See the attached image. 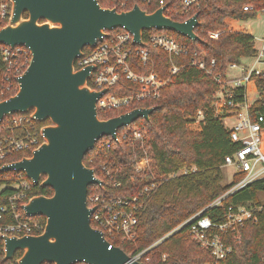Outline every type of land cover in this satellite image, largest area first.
<instances>
[{"label":"trees","instance_id":"1","mask_svg":"<svg viewBox=\"0 0 264 264\" xmlns=\"http://www.w3.org/2000/svg\"><path fill=\"white\" fill-rule=\"evenodd\" d=\"M97 1L102 8L121 10L114 6V1ZM159 1L150 0V4H148L128 0L126 10H130L137 4L150 14L158 9ZM181 2L182 0H164L167 5L164 14L175 22H184L197 13L199 25L194 29L198 36L197 41L192 42L175 32L166 30H152L143 33L144 41L149 34H164L187 46L188 52L185 56L171 59L179 71L170 75L168 54L147 43L145 49L148 61L143 64L136 56L130 60L133 70L137 73L147 74L154 71L161 78L169 79L167 85L162 89L160 97L150 103L141 102L125 109L99 111L98 113L100 120H109L135 108H155L149 121L138 119L129 128L145 132L158 174L167 179L162 180L158 189L144 201L139 210L134 242L121 243L119 240L110 242L112 246L119 247L130 256L150 247L197 213L202 212L203 217H208L214 223H222L225 221L229 207H252L264 202L263 186L261 182H258L227 197L220 206L208 208L230 188V183L223 184L224 158L239 150L240 144L231 141L228 130L224 127L220 117L214 114L211 107L219 84L213 79V76L190 66V60L194 53L202 55L207 65L211 60L215 61L212 73L221 75L223 81H226L230 65L241 64L252 58L256 53L254 37L241 24L257 16L258 10L263 7L264 0H205V2L200 0L199 8L188 15L183 13L180 7ZM247 5H253L254 9L244 11L243 7ZM23 18H27V14H24ZM209 33H218V38L216 40L210 38ZM11 70L12 68L8 70L0 56V101L10 98L17 92L18 86L9 73ZM25 70L26 67L22 69L23 72ZM6 74H9L12 84V88L9 90H7V80L4 76ZM255 84L258 96L252 105V113L263 117L264 120V73L256 77ZM129 87L130 84L125 82L122 85L111 87L109 93L129 95ZM237 94V100L241 101L242 90L239 89ZM198 110L204 112L205 119L201 130L192 132L189 129V124ZM30 114L28 113V115ZM7 119H3L0 130ZM49 124V121L35 122L37 130ZM126 130L128 128H121L119 132ZM11 131L10 128L2 130L0 140L8 137ZM14 135L21 136V132L17 130ZM136 153L130 144L120 140L118 143H112V149L108 152V156L99 154L97 146L85 154L83 163L86 167L94 169L96 178L103 183L102 188L89 186L87 198L94 193L132 194L135 189H126L124 186L107 190L106 183L110 179L105 177L101 169L106 166L112 170L117 168V165L130 168ZM24 157H30V153L19 152L7 155L0 163V167L3 164L9 165L20 161ZM91 158L93 160L89 162ZM183 169L187 171L185 175L169 177ZM18 175L13 172L0 171V186H5L0 191V207L8 208L5 216L6 223L11 221L9 199L19 190L13 185ZM20 175L27 181L23 174ZM239 179L240 176H236L234 182ZM123 183L125 184L124 180ZM52 194L53 191L49 187H31V197L38 195L50 197ZM18 208L20 211V204ZM254 214L257 218L256 222H247L244 225L240 230V240L229 241V244L232 245V252L224 264H264V212H255ZM33 219L45 223L41 217ZM3 250V243L0 240V264H13L22 256V252L17 251L11 261H3ZM164 255L165 259L162 258ZM147 257L148 264H206L212 259L209 250L201 248L192 239L187 227L164 240L152 249Z\"/></svg>","mask_w":264,"mask_h":264},{"label":"water","instance_id":"2","mask_svg":"<svg viewBox=\"0 0 264 264\" xmlns=\"http://www.w3.org/2000/svg\"><path fill=\"white\" fill-rule=\"evenodd\" d=\"M10 2L11 19L0 29V45L24 47L31 58L16 80V94L0 101V124L11 115L28 113L35 121L50 124L41 128L43 142L30 157L0 171L23 173L34 187H49L53 194L33 196L22 205L25 217L44 218V230L22 237L0 235L3 261H11L21 251L17 264H144L110 246L91 226L94 209L87 205V189L101 186L102 181L83 158L102 137L116 140L119 129L138 119L149 121L155 108H137L100 120L96 103L107 90H91L87 80L93 67L75 71L74 62L84 48L96 46L106 32L116 29L129 32L133 44L141 46L143 33L152 30L172 31L197 41L198 14L175 22L164 14L167 5L149 14L137 4L117 11L102 8L97 0Z\"/></svg>","mask_w":264,"mask_h":264},{"label":"built area","instance_id":"3","mask_svg":"<svg viewBox=\"0 0 264 264\" xmlns=\"http://www.w3.org/2000/svg\"><path fill=\"white\" fill-rule=\"evenodd\" d=\"M109 1H114V6L119 7L120 11H127L128 0ZM135 1L150 4V0ZM202 1L205 2V0ZM199 5L200 0H182L180 7L183 13L188 15L197 10ZM162 6H165L164 0L158 2V8ZM253 9V5L243 7L244 11H252ZM11 10L10 0H0V29L5 27L11 19ZM258 13H264V4L258 10ZM209 37L216 40L218 33H210ZM258 41L261 43V47L256 49L255 55L249 59L248 63L234 64L228 67V70L234 71L236 76L227 79L226 75V81H223L221 75L212 73L215 65L214 60H211L207 65L205 58L197 53H194L190 60V66L204 71L209 76H213V79L219 84V89L214 95L211 107L214 110V114L220 117L223 125L227 120L232 121L230 127H224L228 130L231 141L240 144L239 150L224 158L222 167L234 169L230 182L231 186L223 196L213 202L208 208L220 206L221 202L227 197L258 182L262 183L264 190V120L263 117L252 113V105L258 96L255 79L264 73V37ZM146 43L168 54L170 57V75H174L179 71V68L173 64L171 59L180 58L187 54L188 49L185 44L179 43L164 34H149L145 37V41L143 39V46L135 45L133 44L132 35L122 29L106 32V36L100 42H97L96 46L84 48L82 55L75 60V71L83 70L90 66L93 67L87 80V85L91 90L95 92L107 90V92L100 95L96 103L98 113L99 111L125 109L141 102L150 103L160 97V93L169 82V79L161 78L154 71L147 74L137 73L131 65L130 60L133 56L139 58L143 64L148 61V54L145 49ZM0 56L3 63L7 65L8 70L12 68L9 73L18 86L16 80L23 74L22 69L27 68L30 62L31 57L28 50L24 47L10 48L0 45ZM4 76L7 80V90H9L12 88L9 74ZM125 82L130 84L128 88L130 90L129 95L109 93L111 87L122 85ZM249 86L252 87L251 97L248 96L250 92ZM239 89L242 90L241 101L237 100V91ZM9 117H6L8 119L0 130L1 133L4 129H12L8 137L0 140V163L7 155L19 152L30 153L31 156L43 142L41 129L37 130L35 126L37 121L31 118L30 115L15 114ZM204 119V112L198 110L189 125L196 127L195 132L200 131ZM126 128H128L126 131H117L116 140L111 137H102L96 142L95 147L97 146L99 154H105L106 156L109 155L108 152L112 149V143H118L120 140L130 144L135 149L137 152L136 157L130 168L117 165V168L112 170L106 166L101 169L105 177L110 179L106 183L107 190L124 186L126 189L134 188V192L125 195L94 193L87 198L88 207L94 209L90 216L91 226L103 234L104 239L110 246H112L110 242L116 240L121 243L134 242L139 210L142 208L144 201L158 189L162 180L167 179L158 174L153 152L148 145L145 132L143 130L130 129L129 127ZM17 130L21 132V136L14 135ZM92 160L93 158L89 162ZM6 165L8 164L1 165L0 169ZM186 173L187 171L183 169L169 177L185 175ZM16 174L19 175L13 185L19 190L9 199V214L11 215L9 223L5 221L8 208L0 207V235L6 237L39 235L43 232L45 223L43 224L41 220L33 219L34 217H25L21 209L22 205L31 199V187L33 185L27 178V181L22 178L20 174L23 173ZM236 176H240V179L234 182ZM97 187L102 188L103 183ZM19 204L20 211L18 208ZM261 211L264 212V202L252 207H229L225 221L222 223H214L208 217H203L202 212L197 213L150 247L128 256L131 261L148 264L147 254L152 249L174 233L187 227L192 239L201 248L209 250L212 259L206 264H224V261L232 252V245L229 244V241H239L240 230L247 222L255 223L257 218L254 213ZM42 219L44 220V218ZM162 258L165 259L166 256L164 255ZM17 261L13 264H17Z\"/></svg>","mask_w":264,"mask_h":264},{"label":"rangeland","instance_id":"4","mask_svg":"<svg viewBox=\"0 0 264 264\" xmlns=\"http://www.w3.org/2000/svg\"><path fill=\"white\" fill-rule=\"evenodd\" d=\"M242 25H243L244 29L247 32H249L252 37H254L255 48L259 49L261 47V43L258 40L260 38L264 37V13H258L257 16L254 19H251L248 22L243 23ZM242 63H247V61H244ZM230 71H232V70H230ZM232 73L235 74L234 72H231L230 75H229V73L227 72V79L233 78V76L231 75ZM251 89H252V87L249 86V90H250V92L248 93L249 97L252 96ZM231 125H232V121H230V120H227V121L224 122V126L226 128L230 127ZM195 128L196 127L194 125H189V129L192 132H195ZM222 171H223V176H224L223 184H229L231 182V180H232V175L234 173V169H232V168H222ZM4 188H5V186L1 185L0 186V191L3 190Z\"/></svg>","mask_w":264,"mask_h":264},{"label":"crops","instance_id":"5","mask_svg":"<svg viewBox=\"0 0 264 264\" xmlns=\"http://www.w3.org/2000/svg\"><path fill=\"white\" fill-rule=\"evenodd\" d=\"M242 24H243V23H242ZM242 24H241V25H242ZM242 27H243V25H242ZM243 28H244V27H243ZM248 33H249V32H248ZM249 34H250V33H249ZM250 35H251V34H250ZM255 49H256V48H255ZM248 62H249V60H247V63H248ZM227 72H228L229 75H230V73H231V72H234V71H230V70H228ZM234 73H235V72H234ZM231 75L234 77V76H236V73H235V74L232 73Z\"/></svg>","mask_w":264,"mask_h":264}]
</instances>
